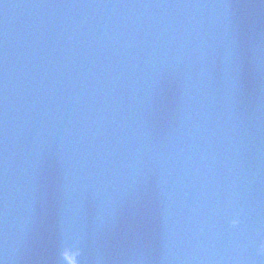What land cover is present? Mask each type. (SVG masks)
Here are the masks:
<instances>
[{"label": "water", "instance_id": "obj_1", "mask_svg": "<svg viewBox=\"0 0 264 264\" xmlns=\"http://www.w3.org/2000/svg\"><path fill=\"white\" fill-rule=\"evenodd\" d=\"M264 264V0H0V264Z\"/></svg>", "mask_w": 264, "mask_h": 264}, {"label": "snow or ice", "instance_id": "obj_2", "mask_svg": "<svg viewBox=\"0 0 264 264\" xmlns=\"http://www.w3.org/2000/svg\"><path fill=\"white\" fill-rule=\"evenodd\" d=\"M65 251H66V253H67V255H68L69 257H72L73 254L75 253L71 248H66ZM73 264H77L76 253H75L74 260H73Z\"/></svg>", "mask_w": 264, "mask_h": 264}]
</instances>
